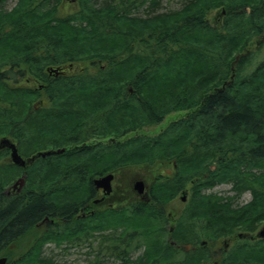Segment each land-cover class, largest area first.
<instances>
[{"label": "trees", "instance_id": "obj_1", "mask_svg": "<svg viewBox=\"0 0 264 264\" xmlns=\"http://www.w3.org/2000/svg\"><path fill=\"white\" fill-rule=\"evenodd\" d=\"M58 1L19 0L0 11V133L7 127L25 158L66 136L71 145L35 159L29 183L9 196L2 167L7 175L17 168L0 162V257L58 264L44 244L75 248L97 237L95 257L123 264H264V239L237 237L264 223V0H181V11L165 16L152 14L162 0H77L67 15ZM141 5L146 18L133 17ZM216 9L223 14L214 25L207 16ZM86 60L92 68L74 67ZM65 65L75 70L47 79L45 67ZM35 79L47 99L37 110L28 105L35 90L19 87ZM174 112L185 114L156 135L138 134ZM108 137L114 141L81 146ZM169 160L175 168L156 179L149 202L73 218L94 176ZM189 184L191 198L172 220L163 205ZM217 184L234 198L201 191ZM243 193L251 200L235 206ZM168 222L174 226L165 229ZM225 239L236 242L225 248Z\"/></svg>", "mask_w": 264, "mask_h": 264}, {"label": "rangeland", "instance_id": "obj_2", "mask_svg": "<svg viewBox=\"0 0 264 264\" xmlns=\"http://www.w3.org/2000/svg\"><path fill=\"white\" fill-rule=\"evenodd\" d=\"M19 0H3L2 3H0V11H2L3 13L6 12H11L17 5ZM181 0H162L160 2V6L157 9V11L152 12V14L154 15H158V16H165L168 15L167 13L169 12H173V11H181V4H180ZM53 3V2H52ZM56 10L59 12L58 14L60 15H67L70 14L72 11L76 10L77 8V0L75 1H69V0H59L56 5H55ZM148 9L145 7V5H141V6H137V9L131 13L133 17H137V18H146V11ZM220 9H216L214 11H212L208 16H207V20L208 22H210L211 24H216L219 23V14ZM150 14V13H148ZM0 25H3V22L0 23ZM259 38V37H258ZM258 38H254L252 39V41H254L255 39ZM254 48H252L253 50ZM255 50V49H254ZM261 57L258 56L254 62L255 66L258 62H260ZM78 62V61H77ZM75 63L74 67L76 69L80 68L78 67L79 65H82V67H93L90 65V62H92L91 60H86L83 61L82 63ZM69 63V62H67ZM78 67V68H77ZM242 69H244L245 71H251L252 68L249 66H242ZM75 69L70 70L67 74H69L70 72L74 71ZM56 69L55 71H53V73H56ZM22 84L21 88H25V89H36L37 87H35L36 83L35 81H31V83H27V82H20ZM12 87V85L10 86ZM39 90V89H36ZM42 92H39V95L36 96L34 94L33 99H31L29 101V106L30 107H37V105L39 104H43L46 103V97L42 95ZM185 113L184 112H174L171 113L169 115H167L165 117V119L157 126L154 127H146L143 128L142 130H140L138 132V134H144L147 136H153L159 133V131L161 129H163L169 122L179 119L180 117H182ZM69 128L67 127L64 131H61L60 133L62 134H67L69 132ZM137 133V132H136ZM132 134V133H131ZM56 137L55 138H60L58 133L55 134ZM130 134H127L123 137L120 138V140H124V138L128 137ZM3 134L0 133V139L2 138ZM9 137V136H8ZM10 138V137H9ZM111 138V137H108ZM106 138V139H108ZM93 139L94 142H91L92 144L97 143V140L99 141H103L106 139ZM16 143L18 142L16 139L14 140ZM91 141V140H90ZM55 142H58L57 140ZM18 144V143H17ZM57 144V143H56ZM19 146V145H18ZM52 146H48V149H52ZM10 161V157L8 159V156H4L3 161ZM34 162V161H33ZM175 163V160H169L166 163H157L155 165H124L121 167H118L116 169H113L109 172H106L102 175H98V176H94L93 179L101 177L103 175H106L107 173H112L114 175V185H113V192L109 198V200H107V203L112 204L113 208H124L127 207L130 204H133L135 202H138L139 200H135L136 197L132 192V181L136 178V177H140L147 185L148 187L152 188V193H153V185L156 183L155 180L158 179L159 176H167L168 174H170L173 171V168H175V166L173 165ZM1 164H3V162H1ZM31 164V163H30ZM29 165V164H28ZM31 166V165H30ZM211 169H213V165L211 167ZM28 171V170H27ZM22 172V171H18V170H14V174L11 173L9 175H7V172H9L7 170V168L5 166L2 167V173L5 175V177L7 176V178H9L7 184L5 185V191L6 190H11V187L13 186V184L20 178L23 177V175H25V180L23 185H27L29 183V180H31L32 176L30 175L31 173L29 172ZM23 174V175H22ZM22 185V186H23ZM152 185V186H151ZM14 190V189H13ZM185 200L182 201V193L179 192L178 194H176L172 199H169L168 202L164 203L163 205V213L164 214H169L171 216L172 219L176 220L180 217V215L183 213L184 209L187 206L188 200H190L191 198V187L190 184L187 185L185 188ZM202 192L206 193V194H213L216 195L217 197H233V193L230 191L229 189V185L227 184H217L214 187H212L210 190H201ZM87 195L83 196L81 200H83L85 197H87ZM81 200H79L78 202H80ZM161 200H165L162 199ZM235 200L233 202V204L237 207L243 206L245 204H247L250 200L251 197L249 195V193H243L239 198L233 199ZM98 206H102V205H98ZM104 209L102 207H98V210ZM165 223V222H164ZM263 224V223H262ZM173 222L171 223H167L165 225V229L171 228L173 227ZM260 226V225H259ZM39 229L41 230L42 227H39ZM34 233V232H33ZM37 232H35L36 234ZM98 232H95L94 234H96ZM250 233V234H254ZM96 236V235H95ZM84 237V236H83ZM234 238V236L232 237ZM229 238V239H232ZM224 237H220L217 238L215 243L213 244V246L210 249V255L213 254L214 250L217 248V245L220 244V241L223 240ZM25 244L24 245H28V241L29 239H25ZM226 240V239H225ZM90 242V244H89ZM98 242V238L94 237V238H90L89 240H85L83 242H81V245H78L77 247H70V246H65V245H59V246H54L52 243H46L43 245V253L46 254L47 256H54V261H56V263L58 264H123L122 261L116 259V258H110L107 256H98V258L95 257V251H96V243ZM236 241H230V243L228 245H233ZM197 246V244H196ZM65 247H69L67 248V250H63ZM141 252L138 251L136 253H134V255H132L129 259V261H134L135 258L137 257V255ZM213 259V257H211L208 260ZM99 260V261H98ZM128 261V262H129ZM128 264V263H125Z\"/></svg>", "mask_w": 264, "mask_h": 264}, {"label": "flooded vegetation", "instance_id": "obj_3", "mask_svg": "<svg viewBox=\"0 0 264 264\" xmlns=\"http://www.w3.org/2000/svg\"><path fill=\"white\" fill-rule=\"evenodd\" d=\"M3 0H0V3H2ZM57 70L56 73H53L51 72L52 70ZM71 70V66H60V67H54V66H48V67H45L44 69V72L45 74H47V79L51 80V79H55L57 77H61V76H66L67 73ZM41 80L39 79H35V87H37L36 89H39V90H35V95L38 96L39 95V92H41L45 87H46V84L44 82H40ZM23 83V82H22ZM22 84L19 83V87H21ZM131 92V91H130ZM44 106V103L43 104H39L37 105V107L33 106L32 108H34L35 110L39 109L40 107ZM10 138H9V137ZM18 136V134H17ZM7 139L9 140L11 143H13L17 149V153L19 154V156H21V158L23 160H26L28 157H23L21 154H20V145H19V141L17 138H14L11 136V134L8 132V128L5 127L4 129V132H3V136L1 139ZM17 140L18 144L14 141V140ZM70 138H68V136L65 137L64 139V145L62 146H52L53 148L52 149H48V150H53V151H57V150H61L63 149V152L67 149H70L71 145L68 143V140ZM95 138H92L90 140H87L85 141L83 144L84 147H89V146H93L95 144H92L91 142H94ZM97 140V139H96ZM113 140V139H112ZM108 141V140H107ZM113 142V141H111ZM107 142H103V141H99L97 140V143H96V146H102L103 144H106ZM19 145V146H18ZM47 151V149H45ZM44 150V151H45ZM62 152V153H63ZM61 154V153H60ZM4 156H8V159H9V156H10V150L6 147H3L0 149V162H3L4 164H7L8 162L10 164L11 161H3V158ZM14 165V164H12ZM174 165V164H173ZM18 171H22V172H25L27 167L29 165H25L24 167H20V166H16L14 165ZM211 169V168H210ZM23 175V174H22ZM23 180H25V175H23ZM114 175H113V179L110 183L111 185V189H110V192L108 194H105L101 189H96L91 181V190L89 191V194L87 197H85L83 200H81L80 202H77L78 204V207H77V210L75 211V214L73 215V218L74 219H80V220H86L88 219V217L90 216H93L94 213L98 212V211H102V210H105V209H110V208H113L112 207V204H109L107 203V200H109L114 188H113V185H114ZM136 181H142L143 182V186H144V190L142 192V194H138L137 191L134 190V183ZM156 182V180H155ZM132 184H133V187H132V192L133 194L135 195L136 199L135 200H139L140 202H144L143 200H150L151 199V193H152V188L150 190V188L148 187V185L140 178V177H136L133 181H132ZM152 186V185H151ZM24 187V185L18 190V188H13L11 187V190H6L4 193L9 196V195H12V194H15V193H18L22 190V188ZM14 189V190H13ZM143 194H147V198L143 195ZM146 198V199H145ZM98 205H102V206H98ZM98 207H102L104 209H101V210H98ZM44 223H41L39 225V227H44ZM225 246H227V244H224Z\"/></svg>", "mask_w": 264, "mask_h": 264}, {"label": "water", "instance_id": "obj_4", "mask_svg": "<svg viewBox=\"0 0 264 264\" xmlns=\"http://www.w3.org/2000/svg\"><path fill=\"white\" fill-rule=\"evenodd\" d=\"M70 1V0H69ZM245 54H241V55H237L235 56L233 62L231 63V70H232V75H231V79L233 78V70H234V65L238 62L239 58L241 56H243ZM55 70H52V72ZM6 147L10 150V160L11 162L16 165V166H20V167H24L26 164L31 163L35 158L38 157H45L51 154H60L63 152V149L61 150H57V151H46V152H39L36 155L32 156L29 159L23 160L17 153V149L15 147V145L13 143H11L9 140L3 138L0 139V149ZM113 179V175L112 174H106L104 176L98 177L96 179L92 180V183L94 185V187L96 189H101L105 194H108L110 192L111 189V181ZM24 183L23 178L18 179L14 184H13V188H18V190L22 187ZM134 190L137 191L138 194H142L143 190H144V186H143V182L142 181H136L134 183ZM146 198H147V194H143ZM182 201L185 200V193H182ZM145 198V199H146ZM144 202H148L149 200H143ZM169 216V215H168ZM239 237H243V235H239ZM245 237L249 238V239H264V224H262L260 226V228L257 230V232L255 233L254 236H248L245 235ZM185 250L189 249V246H185L184 247ZM0 264H8L7 259L5 257H0Z\"/></svg>", "mask_w": 264, "mask_h": 264}, {"label": "bare ground", "instance_id": "obj_5", "mask_svg": "<svg viewBox=\"0 0 264 264\" xmlns=\"http://www.w3.org/2000/svg\"><path fill=\"white\" fill-rule=\"evenodd\" d=\"M117 4V3H116ZM182 119V118H181ZM147 127V126H146ZM164 129V128H163ZM146 138V137H145ZM159 156V155H158ZM214 169V168H213ZM202 189V188H201ZM33 190V189H32ZM205 243V242H204Z\"/></svg>", "mask_w": 264, "mask_h": 264}]
</instances>
